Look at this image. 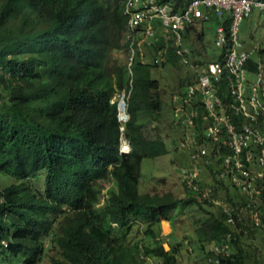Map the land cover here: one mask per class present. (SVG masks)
Segmentation results:
<instances>
[{"label":"trees","instance_id":"16d2710c","mask_svg":"<svg viewBox=\"0 0 264 264\" xmlns=\"http://www.w3.org/2000/svg\"><path fill=\"white\" fill-rule=\"evenodd\" d=\"M164 1L178 9L191 0ZM125 6L126 0H0V177L6 180L0 181V264L44 259L50 264H144L148 258L180 264L184 242L167 250L165 238L171 234L161 236L160 226L163 220L174 224L188 206L204 214L194 240L207 258L214 254L208 244L228 245L212 264H260L246 249L247 234L264 231L251 220L257 203L250 208L237 189L216 180L212 195L218 198L220 188L226 190L227 202L236 207L234 225L223 207L190 189L183 197L141 193L143 161L170 149L160 135L145 134L146 123L161 115L163 100L160 82L151 77L155 66L144 64L134 36L126 37L132 30ZM230 22V17L224 22L227 30ZM191 30L196 32L191 26L186 36ZM204 40L205 32H196V41ZM190 47L197 62L211 60L207 54L200 59L202 52ZM146 49L163 51L162 66L180 64L193 72L180 62L171 40L165 43L159 36ZM118 52L126 60H119ZM255 52L263 56L264 48ZM255 52L247 64L250 81L263 63ZM192 80L190 75L182 86ZM123 92L130 116L125 122L118 118ZM218 95L225 103L232 99L224 81ZM197 109L201 116L192 136L200 144L209 141L202 118L208 110ZM170 126L186 136L189 132L179 122ZM122 138L130 143L128 153L120 152ZM187 162L188 156L182 165ZM40 174L42 187L36 184ZM256 186L264 201L262 179ZM240 207L247 208L249 218L240 215ZM137 233L142 236L133 240Z\"/></svg>","mask_w":264,"mask_h":264},{"label":"built area","instance_id":"2783aa9c","mask_svg":"<svg viewBox=\"0 0 264 264\" xmlns=\"http://www.w3.org/2000/svg\"><path fill=\"white\" fill-rule=\"evenodd\" d=\"M255 10L264 11V0H191L178 9L164 0H126L130 23L137 30L142 28V39L148 41L155 35L153 25L157 23L163 37L173 42L180 61L193 70L195 83L185 86L183 105L175 110L178 122L189 130L182 143L188 154V163L181 168L183 182L196 194L211 197L213 188L203 182L202 164L208 163L212 145L214 155L222 157L219 178L248 199L249 207L257 203L250 207L251 220L264 227L263 193L256 186L258 179L264 184V72L260 70L253 81L249 80L247 64L252 52L240 39L241 23ZM228 17L231 22L227 30L224 22ZM212 18L221 20L214 41L219 48L216 59L208 63L192 61L191 49L185 44L187 29ZM223 81L232 96L228 103L218 95ZM198 105L208 110L202 118L209 141L204 139L200 144L192 136L201 116ZM128 150V146L124 148ZM251 161L255 164H249ZM216 203L226 212L227 222L234 225L236 207L220 200ZM212 250L216 257L227 252L228 245L215 244Z\"/></svg>","mask_w":264,"mask_h":264},{"label":"rangeland","instance_id":"374dc122","mask_svg":"<svg viewBox=\"0 0 264 264\" xmlns=\"http://www.w3.org/2000/svg\"><path fill=\"white\" fill-rule=\"evenodd\" d=\"M218 23L219 22L216 18H212L203 24L196 23L194 25L197 32H205V40L202 42V44L199 43V41H196L195 35H192L193 37L189 39L190 41L185 40V42L188 41L187 44L194 45V48L197 51L201 50V47H203L205 51H200H203L201 55V59L203 60L205 59L204 57L206 56V53L208 58H214L219 52V48L214 43ZM240 39L243 41V44L247 49H252L254 52L259 47L264 48V12L261 13L255 10L250 17L246 18L241 23ZM116 56L119 60H126V54L124 55L123 52L116 53ZM253 56L257 60L262 58L264 64V55L260 56L258 52H255L253 53ZM190 75L191 73L189 69L180 64L177 66L166 64L163 67L154 68L151 70V77L160 82V95L163 100V108L158 120L147 122L144 130L147 137H156L157 135H160L167 142L170 151L163 157L153 159L147 158L143 161L141 166V182L139 186L141 193L164 194L166 192H170L177 197H183L186 195V188L182 184L180 177L181 166L186 161V157L184 153L180 151H177L178 153H176L174 151L181 143L183 133L181 129H174L173 126H170V123L174 119L171 98L173 94L179 91L181 88L183 83L182 81L188 79ZM206 180L214 182L212 177L209 179L206 178ZM0 181L2 183L6 182V180L2 177H0ZM43 182V175H38V178H36V184L42 187ZM213 184L216 183L214 182ZM226 186L230 185L226 184ZM216 187H218V185H216ZM106 190L107 189H105V192ZM230 191H234V189L231 188ZM226 195V190H222L220 188L218 192V198L227 202ZM89 206H91L92 209V205ZM101 207L102 202H100L96 207L97 214L101 213ZM239 210L240 215L243 217L248 216L249 218V212L246 207H240ZM93 213H95V211H93ZM203 218V212L198 210L195 206H188L183 210L180 218L174 219V224L169 225L166 221L161 223L160 235L164 236L169 232L171 234L169 239L165 238L166 242L164 244L167 250L173 245L180 246V243L184 242L183 246H181V251L178 254L180 264H212L216 262V258L211 257L210 255H208L207 258L206 253L200 251L195 245L196 242L194 240V229L199 226L197 221ZM246 224L248 228H251V222ZM254 234L255 236H253ZM254 234H247L248 237H246V249L249 251V253H251L253 259L257 256L260 264H264V231L259 230ZM132 236L133 240H137L142 236V234L139 236L137 233L132 234ZM210 248L211 244H208L207 250ZM31 263L32 262L29 260L26 261V264ZM157 263V260L148 258L144 264ZM38 264H50V261L49 259H44Z\"/></svg>","mask_w":264,"mask_h":264},{"label":"clouds","instance_id":"9594fccd","mask_svg":"<svg viewBox=\"0 0 264 264\" xmlns=\"http://www.w3.org/2000/svg\"><path fill=\"white\" fill-rule=\"evenodd\" d=\"M169 3V2H168ZM172 5V4H171ZM125 14L126 15H128L127 14V12H126V6H125ZM217 20H218V25H220V23H221V20L219 19V18H216ZM128 25H129V27H130V29L132 30V35H130V34H127L126 35V37L127 38H131L130 36H134V40H136L137 41V43H138V50L140 51V54H141V61L144 63V64H151V65H154L155 67L154 68H159V67H163L162 65L165 63V59H164V53H163V51L162 50H158V51H155L153 54L152 53H148V51L149 50H147L146 48H147V46H149V45H151L152 46V43H153V41H157L158 40V38H159V36H161V38H163L164 39V41H165V43H167L168 41L166 40V38H164L163 37V34H162V31H161V29L159 28V25L157 24L156 26H154V28H155V35L154 36H152V37H150L149 39H148V41H145V40H143L142 39V35H140L139 34V32L142 30V28H140V29H136V28H134V27H132V25H131V23H130V18H129V15H128ZM206 21H199L198 23H205ZM195 27V26H194ZM134 32V33H133ZM197 32V31H196ZM196 32L195 31H193L192 32V30H191V34H190V36H187V39L186 40H188V41H190L189 39H191V37H193L192 35H195V37H196ZM203 32V31H202ZM198 33H201V32H198ZM159 34V35H158ZM170 41V40H169ZM188 41L187 42H185V44L190 48V49H192L191 47H190V45H188L187 43H188ZM192 45V44H191ZM173 47H174V45H173ZM193 47H194V45H193ZM202 49L201 50H203V47H201ZM175 49V48H174ZM194 50H196L195 48H194ZM200 50V51H201ZM249 50V49H248ZM197 51V50H196ZM199 51V50H198ZM251 52H252V50H250ZM175 52H176V50H175ZM131 53H132V55L129 57V65L131 66V64H132V61H133V56H134V54H135V50L132 48L131 49ZM200 53V52H199ZM178 55V54H177ZM179 56V55H178ZM179 58H180V56H179ZM190 58H191V60L192 61H197V57L196 58H194L193 56H192V53H191V56H190ZM200 59H201V56H200ZM213 59H216V56L214 57V58H211V60H213ZM211 60H207L206 62L205 61H203V60H201V61H203V63L205 62V63H208L209 61H211ZM181 62V61H180ZM182 63V62H181ZM263 66H264V64L262 63V65H260V70H263V72H264V69H263ZM153 68V69H154ZM191 73V75H192V73L193 72H190ZM193 83H195L194 82V80H192V82L190 83V84H193ZM188 84H186L185 86H187ZM185 87L184 86H182L180 89H179V91H177L176 93H174L173 94V96H172V98H171V101H172V111H173V116H174V119H173V121L174 122H178V118L175 116V110H176V108H178V107H181L182 105H183V101H182V98H181V94H182V92L184 91L183 89H184ZM124 99L125 100V93L123 92L121 95H120V97H119V101H120V99ZM119 101H118V110H119ZM125 102H126V110L124 111V114L125 113H127L128 114V112H127V101L125 100ZM129 115V114H128ZM130 117V116H129ZM118 118H119V112H118ZM129 119V118H128ZM127 119V120H128ZM120 120V119H119ZM127 120H120L121 122H125V121H127ZM196 126H197V124H196ZM123 129V128H122ZM183 133V132H182ZM185 140H186V135L185 134H183V137H182V140H181V143L178 145V148H179V151L180 152H182V153H184L185 154V157H187L188 156V154H187V150L184 148V147H182V143H184L185 142ZM129 147V150L128 151H124V148L125 147ZM130 150H131V146H130V143H129V141L126 139V138H122V142H121V147H120V152L121 153H128V152H130ZM214 157H213V156ZM207 160H208V163H203L202 165V177H203V182L206 184V185H209V186H211L212 188H213V193H212V195H214V193H215V191L217 190L216 188V185H217V183H216V180H221V181H223L225 184H229L230 185V187H232V188H235L234 186H232L228 181H226V180H222V179H220L219 178V176H218V172H219V168L221 167V161H222V157H217V156H215L214 155V153L213 154H211V152H210V154L207 156ZM217 160V162L220 160V163L219 164H217V162H215ZM188 163V162H187ZM187 163L186 164H184V165H182L181 166V168L182 167H184V166H186L187 165ZM214 164V166H213V170H210L209 169V167H208V165H210V164ZM211 164V165H212ZM180 177H181V173H180ZM213 178V180H214V182L216 183V184H213L214 182H211V181H208V180H206V178ZM181 181H182V184L184 185V187L186 188V190L187 189H189L186 185H185V183L183 182V180H182V177H181ZM236 189V188H235ZM192 191V190H191ZM238 191V190H237ZM239 192V191H238ZM239 194L240 195H242L240 192H239ZM211 195V197L210 198H208L209 200H211V201H214L215 202V204H217L216 202H217V200H220V201H222L220 198H215V197H213ZM243 196V195H242ZM201 197H203V196H201ZM244 197V196H243ZM245 198V197H244ZM222 202H225V201H222ZM225 203H228V202H225ZM228 204H231V203H228ZM218 205V204H217ZM232 205V204H231ZM218 206H220V207H222L221 205H218ZM163 221H166V220H163ZM162 221V222H163ZM161 222V223H162ZM169 225H171V223L169 222V221H166ZM253 222V221H252ZM170 230V229H169ZM172 231V230H171ZM168 234H170V232L169 233H167L166 235H168ZM213 247V244H211V248ZM169 250V249H168ZM212 255V257H214L215 258V256H214V254H211ZM216 263V262H215Z\"/></svg>","mask_w":264,"mask_h":264},{"label":"water","instance_id":"95a60500","mask_svg":"<svg viewBox=\"0 0 264 264\" xmlns=\"http://www.w3.org/2000/svg\"><path fill=\"white\" fill-rule=\"evenodd\" d=\"M125 110H126V102L122 98L119 101V119L120 120H127L129 118V115L127 113L124 114Z\"/></svg>","mask_w":264,"mask_h":264},{"label":"crops","instance_id":"0c3cea01","mask_svg":"<svg viewBox=\"0 0 264 264\" xmlns=\"http://www.w3.org/2000/svg\"><path fill=\"white\" fill-rule=\"evenodd\" d=\"M203 51H205V50L203 49ZM203 51H202V52H203ZM200 54H201V53H200ZM206 54H207V53H206ZM201 55H202V54H201Z\"/></svg>","mask_w":264,"mask_h":264}]
</instances>
